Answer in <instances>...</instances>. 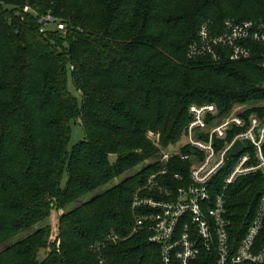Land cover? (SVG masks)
<instances>
[{
	"label": "trees",
	"instance_id": "16d2710c",
	"mask_svg": "<svg viewBox=\"0 0 264 264\" xmlns=\"http://www.w3.org/2000/svg\"><path fill=\"white\" fill-rule=\"evenodd\" d=\"M47 15L55 22L44 27ZM228 19L263 21L264 0H0V264H164L149 228L132 232L135 194L160 197L145 188L152 174L166 167L159 180L173 190L190 182V162L162 164L160 147L185 138L193 104H215L220 116L247 105L241 115L264 120V46L240 61L189 58L202 25L220 32ZM77 122L84 138L70 147ZM263 193L262 170L229 186L234 242ZM60 209L61 250L42 258ZM192 264L214 261L204 253Z\"/></svg>",
	"mask_w": 264,
	"mask_h": 264
},
{
	"label": "built area",
	"instance_id": "2783aa9c",
	"mask_svg": "<svg viewBox=\"0 0 264 264\" xmlns=\"http://www.w3.org/2000/svg\"><path fill=\"white\" fill-rule=\"evenodd\" d=\"M23 11L29 12L26 6ZM41 23L55 22L52 15L40 19ZM60 30L66 24H57ZM253 43L264 46V20L228 19L221 31L204 23L197 37L189 45V58L208 57L214 61L225 57L231 61L249 59L253 56ZM191 119L185 141L168 149L160 147L158 162L167 164L175 156L191 164L190 182L173 190L159 180L167 174L164 167L152 174L145 186L156 190L160 197L141 196L139 190L133 198L137 214L133 233L147 226L151 232L150 242L160 247L164 264H192L204 253L213 258L214 264H264V193L257 211L243 237L234 242L231 223L227 219V190L239 177L264 172V120L256 115L248 118L240 113L219 115L215 104H193L189 108ZM233 134L230 141H225ZM240 140L244 149L235 157L227 158L231 148ZM160 146L159 144H157ZM189 146L193 152L183 153ZM235 159L229 168L228 163ZM225 172L223 188L213 184L216 177ZM181 179L180 174H175ZM119 235L108 234L106 242L117 243ZM59 227L51 230L46 247L47 256L53 250L60 252ZM105 244H94L92 249L100 252ZM99 264H109L100 257Z\"/></svg>",
	"mask_w": 264,
	"mask_h": 264
},
{
	"label": "rangeland",
	"instance_id": "374dc122",
	"mask_svg": "<svg viewBox=\"0 0 264 264\" xmlns=\"http://www.w3.org/2000/svg\"><path fill=\"white\" fill-rule=\"evenodd\" d=\"M25 8V7H24ZM30 11H34L30 8ZM25 12V11H24ZM50 22H46V23H41L44 27H49ZM69 91L76 97L78 103L80 105L83 104V97L81 95V93L78 91V89L76 88L72 77L69 78ZM246 108H248L247 105H236L234 106V108L232 109L231 113L232 114H237V113H241L246 111ZM152 139L155 141L156 144H158V140L157 138H154V135H151ZM84 138V130H83V126L80 122L74 123L72 125V135H71V140H70V147L74 146L75 144L79 143L82 139ZM185 139H183L182 141H180L179 143L176 144L175 146V150L178 149L179 144H181V142H184ZM117 157L116 156H112L111 157V162L115 163L117 162ZM235 163V159L232 160L231 162L228 163V168ZM148 164V162L145 163H140L139 165H137V167L135 168L134 171H138L139 169H141L144 165ZM132 171V172H134ZM130 172V173H132ZM129 174V173H128ZM126 174V175H128ZM125 175V176H126ZM123 176V177H125ZM120 179V178H119ZM118 179V181H119ZM97 192H94L93 194H91L89 197H92L93 195H95ZM64 209H60V210H54L52 212V215L50 217V221H51V226L52 229L55 228L56 226L60 227L61 221H60V215L64 212ZM40 256L42 258H45L47 256L46 254V249L41 250L40 252Z\"/></svg>",
	"mask_w": 264,
	"mask_h": 264
},
{
	"label": "water",
	"instance_id": "95a60500",
	"mask_svg": "<svg viewBox=\"0 0 264 264\" xmlns=\"http://www.w3.org/2000/svg\"><path fill=\"white\" fill-rule=\"evenodd\" d=\"M244 149V145L240 140H238L234 146L231 148L227 158L230 159L232 157H235L239 152H241Z\"/></svg>",
	"mask_w": 264,
	"mask_h": 264
}]
</instances>
